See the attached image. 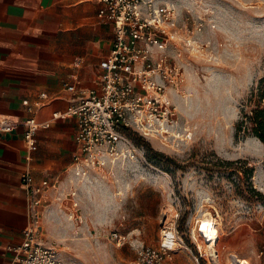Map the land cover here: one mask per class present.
<instances>
[{
  "label": "rangeland",
  "instance_id": "374dc122",
  "mask_svg": "<svg viewBox=\"0 0 264 264\" xmlns=\"http://www.w3.org/2000/svg\"><path fill=\"white\" fill-rule=\"evenodd\" d=\"M165 1L180 30L168 46L182 79L171 93L175 127L165 142L129 135L137 153L122 151L131 159L90 169L91 198L63 200L68 222L56 238L43 237L68 264H132L134 246L157 247L161 228L176 213L184 235L205 214L216 220L220 264H229L230 255L249 264L264 261L258 257L264 247V146L235 134L264 75V0ZM101 197H113V204L102 205ZM113 231L130 236L117 246ZM173 257L175 264H194L183 250Z\"/></svg>",
  "mask_w": 264,
  "mask_h": 264
},
{
  "label": "crops",
  "instance_id": "0c3cea01",
  "mask_svg": "<svg viewBox=\"0 0 264 264\" xmlns=\"http://www.w3.org/2000/svg\"><path fill=\"white\" fill-rule=\"evenodd\" d=\"M99 9L93 0H0V116L49 122L36 133L32 151L25 146L23 128L0 134V264L9 263V250L21 243L30 222L24 173L29 174L30 187L45 179L56 184L37 208L47 237L56 238L57 229L68 222L61 209L67 196L77 204L89 196L94 172L74 163L75 119L52 116L79 100L65 83L85 91L99 88V63L114 40L113 24L98 19ZM101 204L111 206L113 197H101ZM262 255L264 247L258 257ZM174 258L166 264H173Z\"/></svg>",
  "mask_w": 264,
  "mask_h": 264
},
{
  "label": "built area",
  "instance_id": "2783aa9c",
  "mask_svg": "<svg viewBox=\"0 0 264 264\" xmlns=\"http://www.w3.org/2000/svg\"><path fill=\"white\" fill-rule=\"evenodd\" d=\"M93 1L100 4L98 19L111 21L114 34L109 54L99 63V88L85 91L65 83L63 87L78 95L79 100L64 113H54L52 118L75 119L78 153L74 163L80 168L96 170L121 157L131 159L122 147L128 153H137L129 134L168 141L169 131L175 127L171 93L178 91L182 79L181 70L171 64L168 55V46L171 41H178L180 30L175 28V11L165 0ZM174 47L179 46L176 43ZM41 98L46 95L42 94ZM23 105L27 106V101ZM48 127L49 122L40 123L33 116L20 120L0 116V134L9 135L23 128L28 151L34 148L36 133ZM21 182L28 190L32 212L21 243L9 250L8 264H68L45 243L37 211L46 191L55 189L56 184L45 179L40 185L30 187L28 173L21 176ZM178 218L176 213L161 228L157 247L135 245L132 264H166L180 250L188 253L194 264H220L216 247L201 234L200 221L184 235L177 229ZM210 224L219 237L216 220L211 218ZM129 236L110 233L111 241L117 246L123 245ZM229 264H243V259L230 255Z\"/></svg>",
  "mask_w": 264,
  "mask_h": 264
},
{
  "label": "trees",
  "instance_id": "16d2710c",
  "mask_svg": "<svg viewBox=\"0 0 264 264\" xmlns=\"http://www.w3.org/2000/svg\"><path fill=\"white\" fill-rule=\"evenodd\" d=\"M249 111H242L235 126L236 136L257 139L264 146V75L257 81L248 99ZM131 135V134H129Z\"/></svg>",
  "mask_w": 264,
  "mask_h": 264
},
{
  "label": "bare ground",
  "instance_id": "6f19581e",
  "mask_svg": "<svg viewBox=\"0 0 264 264\" xmlns=\"http://www.w3.org/2000/svg\"><path fill=\"white\" fill-rule=\"evenodd\" d=\"M178 109L181 110L182 105H177ZM162 146L166 147V145H164V143L161 144ZM210 214H205L203 219L200 221L201 223V234L203 235V237H205L206 241L208 243L214 244V246L216 247V243H217V239H218V233L215 229H213L211 227V218L209 217ZM243 264H249V262L247 261H243Z\"/></svg>",
  "mask_w": 264,
  "mask_h": 264
}]
</instances>
